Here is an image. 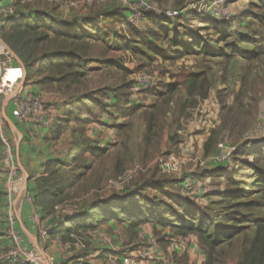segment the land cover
Here are the masks:
<instances>
[{
	"label": "crops",
	"instance_id": "obj_1",
	"mask_svg": "<svg viewBox=\"0 0 264 264\" xmlns=\"http://www.w3.org/2000/svg\"><path fill=\"white\" fill-rule=\"evenodd\" d=\"M0 1L3 4L7 2L6 0ZM180 1H183L182 6L177 5V0H155L160 13L176 12L177 18L188 11H194L198 18L213 22L226 21L229 16L232 17L239 13V10L245 5L243 0H233L229 4L226 19H212L207 9L209 0H201L198 4L197 2L194 4L193 0ZM71 2L77 3L79 7L70 10L65 4ZM116 2L114 0H58L56 2L58 8L56 12L52 13L38 9L34 0L25 1V4L20 8L15 7V14L12 16L14 20L20 17L34 18L48 14L56 26L62 29L76 25L84 31L88 30L91 24L97 25L100 33L96 36L99 39L96 37L90 43L92 45L89 53L90 61L85 64L82 70L85 76L80 83L68 88L46 80L52 74L45 71V61H33L31 62L33 65L27 68L3 42L1 34L6 30L8 21L5 23L3 31L0 30V42L13 58V75H16L21 82L22 92L24 94L38 93L45 102L52 104L55 108L53 127L49 131L36 130L31 125L18 124L13 119L14 104L7 98L0 97V264H7L2 260V256L10 248L13 232L22 236L28 250L34 253L44 252L53 258L54 264H123L125 253L124 255L120 253L125 248V236L118 225L124 222L112 220L106 222L105 226L99 225L92 234L89 233L93 236L90 243L94 250H88L84 246L79 249L74 245L75 242L71 237L73 234L69 235L72 239V243H70L67 234L59 233L67 236V239L61 242L58 241L60 235L53 233L62 226L67 227L64 216L58 213L61 203L55 205L51 213L45 214L43 206L38 203L35 205L34 202L42 224L47 227V233L40 234L31 221V207L26 200L27 196H36L35 189L38 180L47 178L48 174L53 171L58 180H75L73 186L65 193L68 198L62 203L73 201L76 206L81 208L80 214L86 215L90 212L91 206L99 201L113 198L120 200L123 196L137 189L140 190V188L136 190L119 188L117 192L112 191L104 195L99 193L100 190L91 189L87 194L83 189L79 190L77 186L80 179H85L91 186L89 181H94V174L91 177L89 175L101 159L109 156L113 162L112 168H118L119 164H131L130 161L138 154V158L143 159V161L140 160L142 164L152 168L159 160L160 155L166 153L163 151L168 143L167 137L165 135L160 137L159 127L153 122L152 117H144L147 112L155 114L158 111L156 106L159 105V99L149 94L143 101L141 96L156 90V88L142 92H134L132 89L135 80L140 75L134 74L135 68L138 67L137 62L135 66L134 63L125 62V53L131 54L126 46L124 48V45L130 40V36L125 37V28L129 27L128 19L132 13L128 9H118L115 6ZM94 3L101 5V8ZM188 6L192 8H188ZM98 10L118 11L117 18H120L123 23H115L112 28L108 27L100 19L99 14L104 12L98 13ZM145 16L150 17L151 15L142 14L139 26L135 27L136 31L144 32L148 29ZM88 24L90 25L88 26ZM190 26L195 30L199 29V34L204 33L201 31L204 25L198 20L192 21ZM117 68H122L128 73L126 78L130 82L127 98L116 96L113 92H105V89L113 86L115 82H120L123 79L125 81V77L117 72ZM135 108L139 109L137 113H142L140 114L142 123L136 125V115L133 113L125 115L129 110ZM58 130L60 132L56 136ZM159 138H161V145L158 143ZM192 143V138L186 136L180 144V149L183 160L185 162L187 160L194 161V167H196V160L186 157L193 152ZM140 148L141 152L139 153ZM145 150L146 158L144 157ZM99 151L103 154H99ZM199 155H201L200 151ZM48 162H53L55 165L49 172H45ZM77 163L90 165L85 174L83 170L81 172V169L77 172L72 171ZM85 165L82 167L85 168ZM120 173L122 170L117 174ZM15 181L20 182L15 183ZM13 186H17L18 190L12 189ZM88 196L91 198L86 199ZM151 227H153L152 224L145 223L138 236L140 242L148 244L143 249L150 259L148 264H162V258L165 255L160 251L157 242L161 243L167 239L171 240L168 251L175 254L189 252L192 257L198 258L196 261L199 264L204 262L203 253L196 246L184 249L181 243L180 245L176 244L174 239L177 237L172 236L169 231L161 229V226H156L157 235L154 236ZM107 233H112L116 242L111 244V236ZM100 237L101 239H99Z\"/></svg>",
	"mask_w": 264,
	"mask_h": 264
},
{
	"label": "rangeland",
	"instance_id": "obj_2",
	"mask_svg": "<svg viewBox=\"0 0 264 264\" xmlns=\"http://www.w3.org/2000/svg\"><path fill=\"white\" fill-rule=\"evenodd\" d=\"M115 1H117L115 6L118 9H128L132 13L128 19V28L130 29L125 28V37L127 38L130 36L129 33L139 26L142 14H146L147 11L139 6L138 1L140 0ZM146 1L150 3L153 12L159 14L167 12L160 13L155 0ZM196 2L198 4L201 0H193L194 4ZM243 2L245 5L239 10V13L232 17L229 16L226 20L228 22V38L218 45L220 56H189L173 63L154 60L142 70H139L138 67L135 68L134 74L145 75L155 81L156 90L142 94L141 97L144 101L147 95L152 94L159 99V105L156 106L158 111L155 114L147 112L144 117H152L153 122L159 127L160 137L163 135L167 137L169 145L167 143L163 151L166 153L161 154L159 151L161 154L159 160L152 168L143 165L144 163L142 164L140 161L143 159L138 158V154L130 161L131 164L123 163L117 165L118 168H112L113 162L108 156L101 159L100 163L92 169L89 177L94 174V181H89L91 186L85 179H80L77 186L79 190L83 189L85 194L93 189L100 190L99 193L104 195L112 191L117 192L119 188H125V190L144 189L148 181H160L165 182L164 192L168 194V197H174L179 202L191 204L198 208L202 214H206L209 220L216 218L221 222L220 216L225 213L228 216L232 215L233 220L235 218L246 219L248 222L240 225L245 230L230 245H224L217 250V254H219L217 257H220L219 264H237L242 250L255 234V226L252 222L264 219V193L249 188L253 177L252 168L257 167L264 172V151L260 152L259 156L261 157L257 156L258 163L254 162V154L247 153L248 150L264 149V10L258 8L256 0H243ZM94 4L101 8L98 3ZM65 5L70 10L79 7L75 2ZM188 8L192 7L188 6ZM130 21L135 25H132ZM179 27L180 29L176 31L178 33L188 30L183 26ZM203 36H206L207 40H216L217 38L213 35L212 30ZM105 40L107 41V39ZM96 48L98 47L96 46ZM125 56V62L134 63L135 66L137 60L133 56L131 57L130 53H125ZM192 74L201 75L194 89L190 87L189 82ZM129 82L125 76V83L129 84ZM170 85H174L170 94L161 97L155 96L164 92L168 93L170 90L166 91V87ZM189 89L194 91L192 96L189 95ZM203 93H206L205 99L200 97ZM138 110L133 113L137 119L135 125L142 123L140 115L142 113H137ZM185 133L186 135H183ZM186 136L193 140L191 144L193 152L186 157L196 160V167H194V161L187 160L185 162L183 154H181L180 144ZM150 137L152 138L151 135ZM209 138H211L212 151L210 155L205 156L203 147ZM158 143L161 145V138L158 139ZM146 145L148 146V143ZM146 150L144 151L145 158ZM245 150V154L238 155ZM199 151L201 155H199ZM170 156L177 158L179 171L168 172L162 169V163L166 162ZM84 165L85 163L76 164L72 171L77 172L81 169V172L83 170L85 174L90 165L86 164L83 168ZM120 170L122 173L118 175ZM210 171L216 176H209L208 172ZM233 172L237 174L233 178V183L237 182L235 185L229 184L227 181L232 177ZM143 191L150 197L155 193L150 189ZM224 191L231 194L239 193L240 196L247 192L250 193L247 196L244 195L226 202L222 201V197H220ZM162 195L163 193L159 196L162 197ZM90 198L91 196H88L86 199ZM249 202L254 206H235ZM60 205L62 207L58 213L62 216L75 214L81 210L73 201ZM105 224H101V226H105ZM231 224L232 222L228 223V225ZM143 226L144 224L140 225L136 229L137 231L131 230L126 219L124 223L118 225L125 236L124 247L126 248H123L120 254L124 255L125 253V262L128 264H148L150 261L143 252V249L148 246L147 242L138 240L139 232ZM151 228H153L152 235L156 236V227ZM161 229L167 230L172 236L177 237L174 239L176 244L180 245L181 243L184 249L196 246L203 253L204 262L206 261L207 251L195 236L182 238L176 236L171 228ZM95 230L78 231L71 237L74 242L80 241L86 249L94 250L90 243L93 236L89 233L92 234ZM107 234L111 236V244L116 242L112 233ZM58 235H60L58 241L63 242L67 239V236ZM68 240L72 243L70 236ZM170 241L167 239L161 243L157 242L160 251L165 255L162 258V264H199L198 258L192 257L189 252L175 254L168 251ZM26 249L28 248L26 247ZM204 262L200 264H204Z\"/></svg>",
	"mask_w": 264,
	"mask_h": 264
},
{
	"label": "trees",
	"instance_id": "obj_3",
	"mask_svg": "<svg viewBox=\"0 0 264 264\" xmlns=\"http://www.w3.org/2000/svg\"><path fill=\"white\" fill-rule=\"evenodd\" d=\"M58 0H34L38 9H42L47 13L56 12ZM75 1V0H60ZM258 8L264 10V0H256ZM178 6H182V2L177 0ZM25 4V2H24ZM20 0L17 1L15 7L20 8ZM104 12V11H97ZM15 14V13H14ZM100 15L102 23L112 28L115 23H123L118 17V11L111 10ZM14 16V15H13ZM152 17V18H151ZM156 16H145L148 23V29L144 32L132 30L130 40L124 45L137 60L138 69L142 70L153 61L176 62L189 56L217 57L219 55V44L228 38V22H213L207 19L198 18L194 11H188L180 17L173 19L155 18ZM117 18V19H116ZM10 18L7 22L6 30H2L1 39L3 42L17 55V57L28 68L33 65V61H45L44 69L49 71L52 76L46 78L52 82H56L65 88L80 83L85 76L82 71L85 64L90 61V43L96 39V35L100 33L97 25L88 24L89 29L82 31L79 26L72 25L67 28H59L49 18L48 14L30 17H20L17 19ZM98 20L97 18H95ZM174 20V21H173ZM198 20L204 25L199 34V29H193L190 23ZM210 21V22H208ZM183 26L188 30L185 32H176ZM90 29H92L90 31ZM212 30L216 40H207L206 33ZM46 44V46H44ZM49 47V48H47ZM42 49V51H41ZM42 54V55H41ZM123 77L127 76V71L117 68ZM201 75L192 74L189 78L190 87H194L198 83ZM175 85V84H174ZM174 85L166 87L168 93H160L155 96L161 97L170 94ZM105 92H113L116 96L127 98L128 84L124 79L115 82L113 86L106 88ZM194 91L189 89V95L192 96ZM202 99L206 98V93L201 94ZM138 108L129 110L126 114L134 113ZM56 132V136L59 134ZM211 138L205 143L203 149L205 156L210 155L212 148L210 145ZM264 149L259 151L248 150L247 153L254 154V162L258 163L257 156ZM99 154H103L101 151ZM245 151L238 155H243ZM261 157V156H259ZM260 159V158H259ZM79 164V163H77ZM53 162L46 164L45 172H49L54 167ZM253 177L249 184L251 190H257L264 193V172L257 167L252 168ZM55 172H50L47 178L38 180L36 187V196H32L33 202L43 206L45 214L51 213L57 204H62L68 198L66 191L70 189L75 180L56 179ZM209 176H216L213 172H208ZM237 174L232 173V177L228 178L229 184L233 183V178ZM51 176V178H49ZM223 177V176H222ZM165 182L150 180L144 186L146 190H152L153 196L144 193V189H137L120 200L106 199L99 201L91 206L90 212L86 215L77 211L75 214L65 216V225L67 227L58 228L53 233H64L67 235L74 234L78 231L95 230L99 225L109 221L129 222V228L136 230L140 225L150 223L153 227L161 226L162 228H171L176 236L187 237L195 236L199 243L207 251V259L204 264H219L220 257H217V250L230 243L238 237L245 228L240 225L248 222L246 219L235 218L226 213L221 215V222L216 218L209 220L206 214L193 207L189 203L179 202L176 198L168 197L165 194ZM157 193V194H156ZM163 193L162 197L159 196ZM220 194L222 201L230 202L248 195L247 192L240 196L239 193L231 194L225 191ZM229 193V194H228ZM189 204V205H188ZM237 207H252V203L236 204ZM45 208V209H44ZM180 208V210H178ZM223 216V217H222ZM232 222L231 225H228ZM255 226V234L247 246L241 253L240 260L237 264H264V219H257L252 222ZM137 231V230H136Z\"/></svg>",
	"mask_w": 264,
	"mask_h": 264
},
{
	"label": "built area",
	"instance_id": "obj_4",
	"mask_svg": "<svg viewBox=\"0 0 264 264\" xmlns=\"http://www.w3.org/2000/svg\"><path fill=\"white\" fill-rule=\"evenodd\" d=\"M5 4L0 1V30L5 23L14 15L15 4L18 0H6ZM27 0H20L24 3ZM233 0H209L207 9L212 19H226L228 16V7ZM141 8L145 9L146 14L156 16L158 18H175L176 12H166L159 14L152 11L150 3L146 0L138 1ZM132 25L134 22L130 21ZM155 87V81L145 75H139L133 84L134 92H142L152 90ZM0 97L7 98L14 104L13 119L18 124L31 125L36 130L49 131L54 124L55 108L52 104H48L38 93L24 94L21 89V82L16 75H13V58L7 53L2 42H0ZM162 169L168 172L179 171V163L177 158L170 156L166 162L162 163ZM21 181V180H20ZM20 181L15 183H19ZM12 189L18 190L17 186ZM27 203L31 207V221L40 234L47 233V227L42 224L41 217L35 209L31 196H27ZM62 206L59 205L58 210ZM71 215V214H69ZM69 215H64L69 216ZM10 248L3 254L2 260L7 264H54L52 257L47 256L44 252L34 253L26 249L22 236L13 232ZM74 245L81 249L83 244L76 240ZM155 249V248H154ZM123 264H128L123 260Z\"/></svg>",
	"mask_w": 264,
	"mask_h": 264
},
{
	"label": "bare ground",
	"instance_id": "obj_5",
	"mask_svg": "<svg viewBox=\"0 0 264 264\" xmlns=\"http://www.w3.org/2000/svg\"><path fill=\"white\" fill-rule=\"evenodd\" d=\"M155 18H157V17H155Z\"/></svg>",
	"mask_w": 264,
	"mask_h": 264
}]
</instances>
